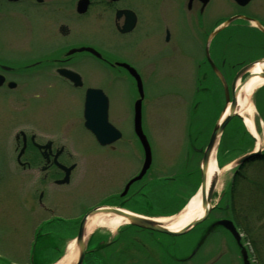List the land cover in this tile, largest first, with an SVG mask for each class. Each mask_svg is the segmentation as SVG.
I'll return each instance as SVG.
<instances>
[{
	"label": "rangeland",
	"instance_id": "rangeland-1",
	"mask_svg": "<svg viewBox=\"0 0 264 264\" xmlns=\"http://www.w3.org/2000/svg\"><path fill=\"white\" fill-rule=\"evenodd\" d=\"M261 1L251 0L250 5L242 12L264 15V11L259 5ZM186 2L187 0H126L125 3L136 11L139 18L138 25L133 33L136 43L135 52L131 54L133 55L132 59H134L135 67L143 76L142 128L150 141L151 147V165L144 176L145 178H143L147 182L146 189H144L145 193L150 195L151 199V204L147 208L149 212L174 211L183 198L193 190V187L199 181V175L196 171V163L199 157L196 156L194 150L206 143L216 125L214 121L221 113L224 105L223 90H221L217 80L214 77L205 79L198 77L204 70L208 73L204 57L206 33L211 29L214 21L230 16L240 10L228 0H210L203 14L196 15V11L193 9L192 11L186 10ZM103 14L104 33L105 37H108V39H104V46L105 48H111L118 42V37L109 25L110 10L104 7ZM165 23L168 26V42L165 41L164 31L162 32ZM145 34L151 36V39L144 40L143 36ZM228 34H233V37L226 46L223 45V48H220V43H224V37ZM256 35L254 37L242 33L241 36L245 39H238L234 36V29L228 27L215 38L216 44L212 45L211 54L216 59L226 55L229 60L228 66L238 61L251 60L252 55L257 54L258 48L239 45L247 42L248 38L251 40L262 39L257 33ZM175 46L179 49V57L177 58L179 67L177 69L163 64L159 60V52L162 54L170 53ZM142 48L151 51L153 59L154 70L145 77L144 66L146 64L145 57L141 53ZM182 55H188V59L185 60ZM86 62L87 66L85 68L88 72L92 66L94 67L97 64L91 59H87ZM181 64L183 65L180 67ZM197 64L200 65L199 68H197ZM174 72H179L182 76L174 77L170 75ZM83 75L86 80L85 84L104 87L105 80L99 77H91L86 74V71L83 72ZM113 84L114 86L109 92L111 95V115L118 116L125 113L126 119L123 120L120 126L130 139L129 141H119L117 143L123 147L116 151L115 159H117V163L110 167H102V162L97 161V157L106 155L108 152L96 143L92 134L83 126V92L81 89L65 87L62 89V96L59 100L56 97L47 99L28 98L24 102L25 115L30 117V121L34 125L25 123L23 129L27 131L39 130L35 126L39 124L37 117L29 112L34 107H40L47 102L46 105L66 109L72 114L69 137L77 141H64L65 148L67 147V150L73 154H90L92 157L88 159L89 161L92 160L90 162L83 159H81L82 162L79 161V165L83 164L80 174L83 181L72 191L77 196L76 199L82 197L84 201L80 200L77 204L78 208L75 209L79 212V217L75 220L77 226L82 216L92 209V202L98 198L96 191L100 190L101 183L96 181L95 169L97 167L110 174L123 175V172H126L125 175H128L137 172L141 164V150L138 147V141L131 125V107L133 99L137 96L136 86L132 80L123 77H117ZM258 92L260 93L256 97V107L257 114L262 121V133H259V135L261 137L260 147L263 148L264 88L259 89ZM240 132L241 124L239 120L237 118L231 119L225 128V136L219 152L220 156L227 153L221 157L223 164L230 157L236 156L242 147L251 146V143L248 144L245 140L244 135L241 136L244 141H236L234 135L236 133L240 134ZM7 152L8 166L4 169L5 172L0 179V255L15 264L50 263L57 258L59 248H62L65 242L52 237L50 234L37 237L32 251L21 249V252L17 254L15 252L20 234L27 235L31 226L40 219L37 216H32L22 202L27 187L24 185L26 182L21 181L20 174L15 172L17 169L13 156L16 153L14 141H7ZM10 165H13V168H10ZM90 166L91 169L88 168ZM175 169L176 172L178 171V175L173 180L164 178L172 174ZM242 172L245 177L240 178L238 192L236 190L234 195V203L238 208L240 204L245 206L248 203V195L255 192L258 187L260 191H264V162L256 161L246 164ZM232 173V169H222L213 203L220 194L225 193L228 188L230 189ZM89 181L92 183L90 186L85 184ZM37 194L38 192L33 190L28 197L34 201ZM41 197L42 193H39L38 199ZM262 199H264V194ZM136 206L138 205L136 204ZM141 206L145 207L144 205ZM138 208L144 210L141 207ZM261 208L264 209L263 203ZM222 214L232 219L230 210L212 212L205 221L196 224L181 235H168L136 227H125L120 233V239L122 240L120 245L126 253L124 258L119 259L114 256L110 260L108 259L109 253L114 254L116 248L117 250L120 249L116 246V243L115 247L111 245L105 247L102 251L87 253L82 264H94L93 262L96 264H144L145 259H147L146 264H230L228 255L225 254L226 248L231 253L233 264H236L235 258L238 254L236 247L227 235L224 233L222 235L219 232L211 234L195 254L190 256L200 235V230L214 216L220 217ZM55 222L61 226L67 223L64 220ZM256 225L257 234L260 235L259 237L256 236V241H258L261 238L263 239L262 235L264 236V216L261 220H257ZM236 227L244 236L247 255L250 256L251 263L264 264V245L259 244L258 248L254 247L251 241L252 237L246 234L243 227L241 228L238 225ZM68 229L70 231L71 227ZM102 229L108 235L110 234L108 229ZM48 230L50 229L47 228L45 232ZM63 232L65 233V230ZM98 238L99 236L91 243L90 249L97 247L100 241ZM27 243L29 242L27 241ZM27 243H24L25 247ZM260 243H264V240L263 242L261 240ZM134 257L138 258L139 261H133L132 258ZM103 258H107V260H103Z\"/></svg>",
	"mask_w": 264,
	"mask_h": 264
},
{
	"label": "flooded vegetation",
	"instance_id": "flooded-vegetation-1",
	"mask_svg": "<svg viewBox=\"0 0 264 264\" xmlns=\"http://www.w3.org/2000/svg\"><path fill=\"white\" fill-rule=\"evenodd\" d=\"M209 2L203 6L199 0H191L187 7L189 11L193 9L196 11V15H199L203 13ZM77 3L78 0H0V179L3 177L4 169L8 166L7 141H14V150H16V153L13 154L14 164L18 171L15 172L20 174L21 181L26 182L24 185L27 187L22 202L32 216H37L40 219L35 225H39L41 221L52 216L67 221L64 226L60 225L61 227L56 232L61 240L69 234L68 228L74 226L73 220L78 219L79 212L75 209L78 208L79 201H83L82 197L76 199L77 196L72 192L83 181V177L80 175L83 164L79 165V161L82 162L81 159H83L90 162L92 160L88 159L92 157L90 154L76 155L69 152L67 147L65 148L64 141H77L69 137L72 114L66 109L46 105L47 102L40 107H34L29 112L37 117L39 124L35 126L40 131L23 129L25 123L34 125L30 121V117L25 115V100L49 97H56L59 100L62 96V89L70 87L81 89L84 101L88 87L101 89L108 99V120L121 132V136L113 143L99 145L108 154L97 157V161L102 162V167H110L117 163L115 153L123 147L117 143L130 139L120 126L126 119L125 113L118 116L111 115L110 89L113 88V81L117 77L130 79L135 84L126 65L134 67L140 77H143L132 59L136 45L133 33L138 25V15L136 14L135 26L128 32H121L126 20L124 14L115 16L117 10L132 9V7L124 4L122 0H88L85 10L79 12ZM230 3L240 10L234 14L255 18L264 27V15L242 12L250 5L251 0L243 6L231 0ZM259 5L264 11V0ZM104 7L112 10L111 25L113 32L118 37V42L111 48L104 46V39H108L104 33ZM163 31L165 41L168 42L169 33L166 23L162 27ZM143 37L144 40L151 39V36L147 34ZM230 37L229 34L226 35L223 44L228 43ZM81 47H90L95 51L86 49L78 51L77 49ZM211 50L212 44L209 50L211 59L223 76L228 78L231 73V65L227 69L229 62L227 56L223 55L216 59L212 56ZM141 53L145 57V77L154 70L152 69L153 59L151 51L146 48H142ZM178 57L179 49L176 46L170 53L159 52L160 62L171 68L179 67ZM182 57L188 58V55H182ZM87 59L97 63L90 68L89 72L85 68ZM196 66L200 67L199 64ZM205 67L208 69V73L204 70L200 77H214L206 57ZM66 70L76 72L81 84L74 85L65 76ZM84 71L91 77L105 80L104 87L85 84ZM170 75L182 76L179 72L170 73ZM136 98L137 96L132 102V113ZM138 147L141 149L139 144ZM21 149L23 151L19 154ZM10 168H13V165H10ZM139 168L137 172L128 175H125L126 172H123V175H114L97 167L95 169L96 181L101 183V187L96 191L98 198L92 202V206L107 205L134 209L137 203V194H142L141 191L146 186V180H143L146 174L139 181L129 183V180L139 172ZM24 178L26 180H23ZM85 184L90 186L92 183L89 181ZM33 190L38 192L35 202L28 197ZM39 193H42V197L38 199ZM138 203H142V201ZM220 218L210 220L200 230L198 243L212 231L222 229L213 225ZM124 228H119L114 235H108L104 245L98 249L102 251L111 245L115 247L117 243L116 246L120 249L116 248L114 254L109 253V260L114 256L119 259L126 256L125 250L123 251L120 245L122 242L120 231ZM45 233L50 234L52 231L48 230ZM226 254L230 264H233L231 253L227 248ZM103 260H107V258H103ZM132 260L139 261L135 257ZM146 260H144V264H146Z\"/></svg>",
	"mask_w": 264,
	"mask_h": 264
},
{
	"label": "water",
	"instance_id": "water-1",
	"mask_svg": "<svg viewBox=\"0 0 264 264\" xmlns=\"http://www.w3.org/2000/svg\"><path fill=\"white\" fill-rule=\"evenodd\" d=\"M207 0H202L203 4L206 3ZM237 3L240 5H244L247 3L249 0H235ZM79 3L81 5L79 6H84L86 3V0H80ZM80 8V7H79ZM81 10V9H80ZM120 11L117 12V15L119 14ZM126 16H129L131 21L133 22L134 20V14L129 11L125 10L123 11ZM236 17L240 16H233L224 21L220 26H218L216 29H214L211 33L210 36H213L222 26L227 25L231 20H233ZM256 22V21H255ZM132 24V23H131ZM260 29H263L260 27V25L256 22L255 23ZM132 25H129L128 27L124 28L123 30H129ZM264 31V30H263ZM87 50L93 51L91 48H86ZM81 50V49H79ZM264 58H261L259 60L250 62L243 66L234 76L232 83H231V99L229 98V92L227 85L221 76L220 72L218 69L211 63L212 69L216 74L219 75V78L221 82L223 83L224 86V93H225V101L226 103L229 102V109L228 113L223 117V119L219 122L216 123L209 140L203 149V154H202V160H201V165H200V176H201V182H200V187H199V192L201 196V206L203 207V212L192 219L190 222H188L186 225L182 226L181 228L177 230H170L168 229L161 221H158L154 217H148L140 214H135L132 212H129L127 210L121 209V208H116V207H105V206H99L91 209L87 213L83 215V217L80 220L79 226H78V231L75 237V245L78 249V254H77V259L74 264H81L85 251H86V240L84 238V227L86 224L87 219L97 213H109V214H115V215H120L126 218V222L130 223L134 226L144 228V229H149L165 234H170V235H180L184 234L187 232L191 227L194 225L198 224L201 222L205 217L208 215L209 211L212 209V198H213V193L215 190V186L217 184V173L211 177L209 180V183L207 184V169H208V163L209 159L211 156L212 151L214 152L215 147L218 143V137L221 134L223 127L225 124L231 119L233 115H238L241 117L240 114L236 112V107H237V93L240 90V88L246 83V81L253 75L250 71L251 67L254 65V63L258 61H263ZM130 73L135 77L136 80V86L137 90L139 93V99L136 100L135 106H134V131L140 140V143L143 147L144 151V161L142 168L137 176H135L133 179L130 180V182L134 180H138L142 177L146 169L148 168L150 161H151V154H150V148L149 144L142 132L141 129V115H140V103H141V98L143 96V91H142V84L141 80L136 73V71L128 67ZM247 73V75L243 78L242 81L237 83V80L239 77ZM74 75V74H73ZM70 75V76H73ZM259 77L264 78V71H261L259 74ZM72 78V77H71ZM106 108H107V100L105 96L102 94L101 90L99 89H88L85 97V104H84V118L85 122L84 125L85 127L91 131V133L95 136V138L100 142L101 144H106L110 143L112 140L117 138L119 136V132L107 121L106 117ZM255 138V136H253ZM261 153V149L259 148H254L252 151L244 153L243 155L239 156L233 161V165H239L243 163L245 160L250 158L251 156H255ZM217 225H221L224 228H226L231 235L235 238L236 241H239V234L237 233L233 223L228 220V219H220L216 221ZM241 255L245 261L247 262V255L246 251L242 248L241 249Z\"/></svg>",
	"mask_w": 264,
	"mask_h": 264
},
{
	"label": "bare ground",
	"instance_id": "bare-ground-1",
	"mask_svg": "<svg viewBox=\"0 0 264 264\" xmlns=\"http://www.w3.org/2000/svg\"><path fill=\"white\" fill-rule=\"evenodd\" d=\"M253 75L246 81V83L240 88L237 93V107L236 112L241 115L246 128L256 137V147L261 145V137L257 132L255 125L253 123V118L255 116L254 105L251 101L252 92L260 85L264 83V78L259 77V73L264 71V60L256 62L250 69ZM229 107L227 106L224 115L228 113ZM220 170L215 163L213 156V151L211 153L208 169H207V184L209 180L215 173L220 174ZM218 185V184H217ZM218 190V186L216 187ZM203 212V207L201 206V196L198 191L193 195L187 202L186 206L176 215L171 217H159L158 221H161L170 230H177L182 226L186 225L195 217L199 216ZM126 218L120 215H111L97 213L90 216L84 227V238H86L90 233H92L97 227H105L111 232H114L115 228L123 223H126ZM78 249L74 241H70L67 248L56 262L53 264H74L77 259Z\"/></svg>",
	"mask_w": 264,
	"mask_h": 264
},
{
	"label": "trees",
	"instance_id": "trees-1",
	"mask_svg": "<svg viewBox=\"0 0 264 264\" xmlns=\"http://www.w3.org/2000/svg\"><path fill=\"white\" fill-rule=\"evenodd\" d=\"M256 161L264 162V153L259 156L250 158L249 160L246 161V163L251 164ZM246 163L241 165L238 168V170L235 172L232 179V185L229 192V196L227 200H225V203H229L230 214L233 220L235 221V223L239 227L241 228L243 227V230L246 232V234L252 237L251 241L254 247L258 248L259 244H261L262 246L264 245V243H260L261 240L263 242L264 238L263 239L261 238V240L259 239L258 241H256V236L257 237L260 236L259 234H257L258 230L256 228L257 226L256 222L257 220H261L262 217L264 216V209L261 208V204L262 203L264 204V199H262L264 191L263 192L260 191L258 187L255 192H251L247 197L248 203H246L245 206L240 204L238 208V206H235L234 203V195L236 193V190L238 192V188H239L238 183L240 181V178L244 177L242 170L245 167Z\"/></svg>",
	"mask_w": 264,
	"mask_h": 264
}]
</instances>
